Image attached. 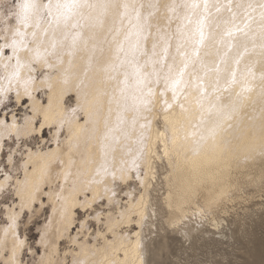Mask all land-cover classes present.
<instances>
[{
  "label": "bare ground",
  "instance_id": "6f19581e",
  "mask_svg": "<svg viewBox=\"0 0 264 264\" xmlns=\"http://www.w3.org/2000/svg\"><path fill=\"white\" fill-rule=\"evenodd\" d=\"M90 2L142 3L143 15L153 13L139 62L156 94L138 110L130 106V99L121 97L124 71H131L120 66L123 53L117 58L116 45L129 28L128 20L121 26L116 15L122 8H110L103 27L91 28L82 21L84 27L73 31H81L83 40L75 49H58V55L48 59L50 67L34 63L29 95L20 88L18 97L15 85L0 93L6 98L12 92L19 105L26 102L20 118L14 111L8 118L0 117V157L5 138L26 140L34 133L43 143L48 128L52 141L35 148L25 142L18 162L15 147L7 157L14 173L2 169L0 177V198L4 193L12 195L10 203L3 204L7 222L0 224V264H25V250L35 256L36 264H146L142 233L146 218L163 212L165 223L186 237L192 231L186 223L189 215L201 219L209 214L218 229L223 221L216 215L218 210L225 213L228 202L252 198L253 192L264 189V36L259 24V5L264 0L239 2L255 8L248 10L253 19L244 29L247 35L235 30L244 28L242 9L235 12V20L232 14L226 26L217 25L216 30L212 27L219 18L211 11L183 7L201 5L203 0ZM150 3L156 7L148 8ZM173 5L175 11L170 10ZM91 14L98 16L101 10ZM198 19L206 21L207 46L201 48L197 47ZM4 36L0 32V45ZM9 50V55L0 56V77L5 75L3 63L15 64V59L6 60L12 55ZM185 63L183 83L173 98L165 82L169 68L176 77ZM0 85L8 87L3 79ZM69 95L75 102L71 106L66 101ZM134 175L142 186L138 196L127 191L116 214L95 209L92 218L97 223L102 220L103 229L88 232L90 215L78 222L76 210L92 208L100 199L107 205L118 204L117 189ZM157 177L163 193L155 207L150 191ZM24 211L29 214L26 224L34 215L44 216L35 244L39 254L26 235L19 234ZM61 242L67 245L61 247Z\"/></svg>",
  "mask_w": 264,
  "mask_h": 264
},
{
  "label": "rangeland",
  "instance_id": "374dc122",
  "mask_svg": "<svg viewBox=\"0 0 264 264\" xmlns=\"http://www.w3.org/2000/svg\"><path fill=\"white\" fill-rule=\"evenodd\" d=\"M14 2L15 0H0V5H2L0 6V14L5 13L7 8ZM216 2L217 0H207L208 8L206 11H211L219 18L217 24L212 27L217 30V25L219 27L226 26L229 17L237 11L235 5L240 0H220L218 3ZM203 4L204 0L201 4L204 10ZM211 4L214 5L211 7ZM230 8L231 11L229 10ZM10 23L13 25L15 20L13 19ZM207 25L209 26V24ZM206 42L207 39L204 40L203 44L199 43L197 47H203L204 43L207 46ZM4 52H6V55H9V48L4 49ZM39 94L41 95L42 93L39 92ZM73 98L72 95L67 97L66 101L68 105L70 104L69 106L72 103L75 104ZM25 104L26 102L22 105L17 104L12 92L8 93L6 98H1L0 96V117L5 114L8 118L9 113L14 111L17 118H20ZM50 134V129L44 130L46 141L43 143L40 142L39 136L34 133L30 138L18 140L19 142L14 137L11 140L5 138L3 152L0 157V177L4 176L2 169L12 175L14 173V171L10 170L8 162H6L12 148H16L14 160L18 162L23 156L21 154L25 150V142V144L33 148L50 146L52 143ZM156 180L158 181H152L153 185L150 195L154 199L152 201L155 203V207H158L163 188L158 177ZM130 190L134 194L136 193L135 196H138L142 190V186L135 175L125 183H122L117 189L116 194L118 195V200L121 202L107 205L105 200L100 199L98 202H95L92 208L88 206L78 208L76 210L77 221L79 222L87 215H90V217H87L86 222L88 232L91 233L98 228L103 229L102 220L97 223L92 218L94 210L102 211L103 214L111 210V212L116 214L117 207L123 205L126 200V192ZM4 194L0 198V224L7 222L3 211V204L10 203L12 197L11 193ZM224 209L225 213L221 212V209L216 212V215H219L223 220L222 225L218 229L213 226L209 214L204 213L201 219L196 214L189 215L186 223L188 222L187 227L190 228L192 226V231L189 234L190 236L186 237L178 232L177 227L165 223L163 212H157L151 215V217L146 218V225L143 226L142 230L144 241L146 240L145 244H147L145 245L146 264H264V189L255 191V193L253 192L252 198L228 202ZM44 213L45 215L48 214L47 208H44ZM28 217V212L24 211L19 219V234L20 236L25 234L30 246L39 254L40 248L35 244L39 237L38 226L42 223L44 216L34 215L26 224ZM100 218L102 219L103 215H100ZM130 224L133 225L135 222L133 221ZM76 228L77 226L72 231L74 232ZM124 229H126V225H124ZM65 245H67L66 242H61V247ZM24 257L25 264H36L34 261L35 256H31L26 250L24 251Z\"/></svg>",
  "mask_w": 264,
  "mask_h": 264
},
{
  "label": "snow or ice",
  "instance_id": "6c2138e0",
  "mask_svg": "<svg viewBox=\"0 0 264 264\" xmlns=\"http://www.w3.org/2000/svg\"><path fill=\"white\" fill-rule=\"evenodd\" d=\"M144 7L145 5L142 3L138 6L135 3L94 4L90 0H47V2L45 0H15L5 13L0 14V25H2L0 26V32L5 33L3 37L5 43L0 45V56H3L4 49L10 48L12 55L6 57V60L10 62L15 59V64L3 63L5 75L0 77V79L6 81L8 87L0 85V93H6L15 85L18 97L20 95V88H23L25 95H29V88L33 82V77L30 73L35 71L33 68L34 63H41L50 67L48 59L50 56L58 55V49L63 50L65 47L75 49L79 42L83 40V33L81 31H73L74 29L84 27V24L81 23L82 21L86 22L91 28L103 27V16L108 10L110 8L113 10L122 8L123 12H117L116 15L119 17L121 26H123L124 20L127 19L129 28L124 34V40L117 43L116 51L118 59L120 53L124 54V59L120 61V66L131 69V71H124L120 94L126 102L129 99L131 100L130 106L135 110H138L140 105L147 107L151 103V99L149 98L155 96L156 93L151 87H148L151 82L149 75L142 70L144 65H141L139 62V56L145 54L143 44L147 41L148 30L151 28L149 17L153 15L152 12L143 15L141 9ZM147 7L154 8L156 6L150 3ZM176 7L175 5L170 6V10L175 11ZM183 7L196 10L201 5L193 2L190 5L184 4ZM203 7L207 10V0H204ZM235 7L238 10H243L245 20L244 28L236 26L235 30L237 32H244V29L249 27V22L253 19L248 10L252 9L255 11V8L252 4L244 5L242 3H237ZM259 7L261 9L259 24L261 34L264 36V2ZM86 9L89 10L87 14L85 12ZM96 9L101 10V14L93 17L91 13ZM229 10L231 11V8ZM236 15L234 12L233 20H235ZM13 19L15 20L14 25L10 23ZM185 19L188 20L189 24L192 23L191 17L186 16ZM205 24L206 21L204 19L197 20L200 44H203L205 39ZM116 32L119 34L120 29L117 28ZM227 34L231 36L233 34L232 30H229ZM244 34L247 35L246 32ZM125 44H127V48ZM155 48L156 44L153 43L154 53ZM165 53H167V48H165ZM196 54L199 55L198 51ZM187 67L188 65L185 63L184 68L179 70L176 77L172 76L171 68H169V74L165 82L166 86L172 89L173 98H176V92L183 83L184 69ZM25 73H29V75H25ZM157 82L159 81L157 80ZM234 82L235 74H233ZM145 88H147L146 95ZM243 90L249 91L250 89L245 88ZM129 92H131V95H129ZM164 102L167 104V100ZM168 107H171V105H168ZM133 164H135V161H133ZM12 219L14 222L15 216Z\"/></svg>",
  "mask_w": 264,
  "mask_h": 264
}]
</instances>
